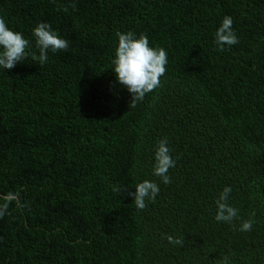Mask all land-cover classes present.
<instances>
[{
	"label": "trees",
	"instance_id": "1",
	"mask_svg": "<svg viewBox=\"0 0 264 264\" xmlns=\"http://www.w3.org/2000/svg\"><path fill=\"white\" fill-rule=\"evenodd\" d=\"M226 15L239 44L219 51ZM0 17L32 41L0 69V264H264V0H0ZM40 22L69 41L43 65ZM128 31L168 56L134 107L110 68ZM145 179L161 190L138 209ZM225 186L231 223L215 220Z\"/></svg>",
	"mask_w": 264,
	"mask_h": 264
},
{
	"label": "clouds",
	"instance_id": "2",
	"mask_svg": "<svg viewBox=\"0 0 264 264\" xmlns=\"http://www.w3.org/2000/svg\"><path fill=\"white\" fill-rule=\"evenodd\" d=\"M234 20L226 15L214 34V44L219 51L225 47L239 44V38L233 28ZM118 45L114 57L111 60V69L116 75V82L127 89L132 95L131 106L134 102L144 99L146 94L153 92L161 85V77L166 73L168 64L167 51L163 47H153L147 35H137L133 31L118 32ZM35 46L39 50V62L41 65L48 61L49 51L58 52L69 48V41L63 38L47 22H40L32 30ZM32 41L25 37L23 32L11 28L7 21L0 17V69H13L18 63L28 58L27 49ZM176 167V159L173 158L172 149L167 138L159 140L154 151L153 172L160 177L162 182H171L168 175L170 169ZM135 192L130 193L136 208L144 209L147 201H155L160 193V186L155 181L145 179L135 185ZM231 186H225L216 199L217 222L231 223L238 218V209L229 203ZM8 205H0V218L7 212ZM253 221H244L240 231H251ZM167 240L174 245H182L183 240L168 235ZM223 264H229V258L224 257Z\"/></svg>",
	"mask_w": 264,
	"mask_h": 264
}]
</instances>
